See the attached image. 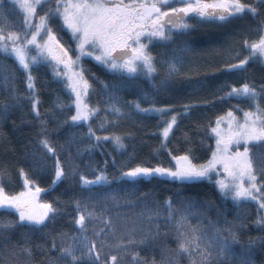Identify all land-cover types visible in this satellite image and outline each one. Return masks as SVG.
<instances>
[{
  "label": "trees",
  "instance_id": "1",
  "mask_svg": "<svg viewBox=\"0 0 264 264\" xmlns=\"http://www.w3.org/2000/svg\"><path fill=\"white\" fill-rule=\"evenodd\" d=\"M244 2L254 3L261 15L244 13L221 21L191 13L183 21L188 25L186 30L171 32V43L145 40L157 68L151 77L141 73L135 78H122L92 57H83L80 63L84 76L91 85L85 102L100 109L97 116L88 122L78 121L75 126L57 124L51 113L54 112L62 121L75 111L67 106L62 111L54 107L58 98L68 105L70 94L53 77L49 66L42 64L34 67L32 74L35 77L40 119L48 121V135L62 164L66 165L71 161L76 168V174L69 173L55 184V157L44 151L38 143L40 124L32 111L30 100L26 99L32 93L26 88L25 73L13 55L0 52V170H7L4 187L10 195L27 191L23 179L18 175V170L23 168L45 190L40 194L39 201H58L57 207L63 210L62 215L55 217L39 232L13 227L0 234V264H67L60 253V248L66 246L67 240H62L60 234L67 233L69 237L78 234L77 227L72 223L76 214L73 201H88L101 207L107 204V215L117 225L115 236L108 239V243L113 246L118 243L124 231L132 227L126 221L135 222L138 229L135 234L137 240L146 232L157 233L156 226H159L158 234L154 237L149 235L142 245L118 250L115 247L105 248L108 256L117 257L116 264H141L144 260H155L156 264H162L165 257L169 258L168 264H171L173 258L175 264H190L188 256H176L174 251H166L175 250L177 243L175 229L166 220L165 207V201L171 198L174 208L179 209L174 212V216L178 217L185 214L183 203L189 197L195 202V207L186 213L189 223L201 226L210 238L214 236V231L209 219L218 220V226L221 227L228 226L224 224L225 220L244 225L243 228L233 229L238 233L240 242L232 244L230 250H225L216 264H244L249 259L252 264H264V242H257L250 255L245 252L249 237L264 236V228L255 223L258 215H261L257 202L225 199L214 183L217 176L214 175L211 181L201 179L187 183L167 177L142 179L136 184L114 180L121 171L137 164L149 167L156 164L171 167L174 164L166 151L160 149V130L164 127V121L171 119L173 115L176 116V124L169 133L167 148L171 149L172 155H179L191 147L195 156L199 157L195 162L200 163L208 158L215 145V139H209L206 131L209 123L214 126L218 116L223 118L222 122L228 120L229 110L235 123H243L245 111H256L254 104L264 108V61L254 58L241 70L223 71L224 65L236 63L238 59L248 55L244 40L257 39L258 30L264 28V5L255 3V0ZM168 3L171 7L181 6L174 0ZM2 6L0 30L5 35L9 32L23 34L25 24L21 10L12 0H2ZM48 6L54 7L51 0L44 7L37 5V15L32 17V24L38 22V16L43 15ZM49 23L57 32L61 43L69 48L74 47L67 30L59 31L56 21L50 20ZM35 54L34 49L30 50V55ZM173 56L176 57L178 71L168 75L167 63L162 62ZM243 83L254 86L258 95L253 99H221L228 91L224 85L239 86ZM113 84H118L119 87L114 89ZM105 85L108 86L107 89ZM110 103L118 105L121 116L104 111L105 106ZM137 104L141 109L165 107L170 111L164 115L144 113L137 110ZM186 105L189 106L187 111ZM105 120L109 122L106 130L97 132V135L130 133L124 141L126 149L116 150L110 141H105L94 150H87V145L91 143L86 136L88 123L95 129ZM221 127L225 128L222 123ZM231 150L235 151V148L231 147ZM240 150L243 151V148ZM255 166L254 162L253 167ZM97 169L106 172L110 183L82 185L80 174L92 179L94 170ZM65 172L68 173L67 167ZM259 182L258 176V185ZM112 197L116 199L115 204ZM206 203H211L213 207H206ZM147 209L159 210L160 218L149 222ZM16 218L11 211H0V222ZM86 227V234L91 237L94 229L99 230L105 225L97 220L86 219ZM53 240L55 248L52 246ZM38 245L41 247H37ZM21 246L28 247L31 255L21 251ZM132 253L138 254L139 259H134Z\"/></svg>",
  "mask_w": 264,
  "mask_h": 264
},
{
  "label": "snow or ice",
  "instance_id": "2",
  "mask_svg": "<svg viewBox=\"0 0 264 264\" xmlns=\"http://www.w3.org/2000/svg\"><path fill=\"white\" fill-rule=\"evenodd\" d=\"M180 7H171L168 0H51L53 6H48L43 15L38 16V22L32 24L33 16H36V7H44L49 4V0H12L18 6L24 16L25 29L23 34L9 32L6 35L0 30V52L11 54L17 60L19 66L25 73L26 88L32 93L26 99L31 102L34 115L40 124L39 145L51 156L55 157L53 184L64 179L69 173L76 174V168L69 161L62 164L57 149L52 146L53 142L48 135V121L40 119V112L37 109V97L35 95V77L32 74L34 67L42 64L49 66L52 75L57 81L64 85L70 94L68 105L60 101L54 105L57 110L62 111L66 106L75 111L65 120H59L55 113H51L57 124H69L75 126L79 122H88L95 118L100 111L96 106H91L85 102V97L91 85L84 76L81 66L83 57H92L102 63L114 74L122 78H135L143 73L151 77L157 71L154 57L148 52V45L142 43V38L149 42L171 43L173 30L183 31L188 25L183 23L187 14L192 13L206 19L227 20L238 17L244 13L253 16L261 15L258 7L254 3L244 2V0H174ZM255 3L264 5V0H255ZM2 0H0V11H2ZM58 22V30H67L72 38L74 47H66L61 43L57 32L53 30L49 21ZM167 28V32H166ZM34 29V30H32ZM257 39L251 41L245 39L244 45L248 55L243 59H238L236 63L224 65L223 71L231 72L241 70L250 60L259 59L264 61V28L258 30ZM42 41V42H41ZM36 51L35 55H30V50ZM167 74L172 75L176 68V57H170L167 61ZM107 85L105 88L107 89ZM114 89L118 84H113ZM228 91L221 99L226 98H246L253 99L258 94L256 88L248 83L236 85H224ZM115 97L113 96V99ZM256 111H245L243 113V123L235 119L231 110L227 113L228 127L221 128L222 117H216L214 126L209 123L206 131L209 139H215V145L211 149L208 158L200 163H196L199 157L195 156L191 147L186 148L179 155H172L171 149L167 148L166 141L170 131L176 124V116L164 121V127L160 130V149L174 161L171 167L161 164L154 166H143L137 164L134 167L121 171L115 181H126L136 184L142 179L153 177H167L180 183L195 182L201 179L212 180L215 175V185L219 193L225 199L233 201L251 200L258 204V215L255 223L264 228V108L255 105ZM189 106H185L187 111ZM136 108L144 113H158L164 115L170 109L162 107H150L141 109L137 104ZM104 111H110L115 116H121L122 112L116 103L107 104ZM114 123V122H112ZM108 121L93 128L91 123L87 125L86 136L91 143L87 145V150L92 151L99 147L102 142L110 141L116 150L126 149L125 139L130 133H110L107 135H97V132H104ZM74 138V137H73ZM251 145V150H250ZM235 151L231 150V147ZM243 148V151L240 148ZM79 154V150H78ZM113 162L115 158L113 157ZM255 162V168L253 164ZM107 164V161H105ZM68 168V173L65 172ZM223 169L226 174L224 178H219ZM7 170H0V211H11L16 215L15 220L0 222V234L13 227L26 228L32 232H39L55 217L63 214V210L57 207V202L38 203L36 197L45 191L30 178V174L23 168L18 170V175L23 179V184L27 188L26 192L14 195L8 194L4 187V177ZM258 176L260 178L257 184ZM82 185H102L108 184L109 179L105 171L94 170L92 179L80 174ZM115 204L116 199L112 197ZM75 216L72 223L77 227L78 234L70 237L67 233H61L62 240L66 239L65 247L60 248L62 258L67 264H116V256H108L105 248L115 247L129 248L142 245L149 235L155 236L157 233L146 232L139 240L135 239L138 231L134 221H126L132 225L127 228L119 237L116 245H110L108 239L115 236L117 225L107 215L109 209L107 204L101 207L88 201H73ZM167 209L166 220L175 229V240L177 248L174 251L176 256L181 254L189 257L190 264H216L217 260L223 257L225 250H230L232 244L238 243L239 236L234 228H243V224L225 220L227 227L218 226L219 221H211L214 236L209 237L203 232L202 227L191 225L187 219L190 209L195 207V202L187 198L183 203V212L178 217L174 216L175 209L171 198L165 201ZM206 207H213L211 203H206ZM205 215V213H201ZM147 218L151 222L154 218H160L159 210H146ZM219 216V213H217ZM87 221L97 220L104 224V228L93 230L92 236L87 235ZM174 222V224H173ZM224 233H227L225 236ZM103 237V238H102ZM257 242H264V236L249 237L245 252L250 255L251 249ZM27 244V240L25 241ZM53 248L55 241L53 240ZM41 247V246H37ZM21 251L31 255L28 247L21 246ZM79 253V255H77ZM134 259H139L138 254L132 253ZM103 257V259H102ZM169 258L165 257L162 264H168ZM141 264H156L144 260ZM171 264H175L174 258ZM244 264H252L251 260H245Z\"/></svg>",
  "mask_w": 264,
  "mask_h": 264
},
{
  "label": "rangeland",
  "instance_id": "3",
  "mask_svg": "<svg viewBox=\"0 0 264 264\" xmlns=\"http://www.w3.org/2000/svg\"><path fill=\"white\" fill-rule=\"evenodd\" d=\"M171 0H168V2H170ZM210 2V1H209ZM144 39L142 38V43H144ZM42 42V41H41ZM146 45H147V43H145ZM99 62V61H98ZM100 63V62H99ZM102 64V63H101ZM227 122V123H226ZM233 123H235V120H233ZM222 124L224 125V127H225V129L228 127V120H224V122H222ZM222 128V127H221ZM219 171H220V173H221V176L219 177V178H224V176L226 175V174H224L223 173V169L221 168V169H219ZM42 189V188H41ZM26 192V191H25ZM43 192V191H42ZM41 192V193H42ZM40 193V194H41ZM40 194L36 197V199H37V202L38 203H41L40 201H39V197H40Z\"/></svg>",
  "mask_w": 264,
  "mask_h": 264
}]
</instances>
